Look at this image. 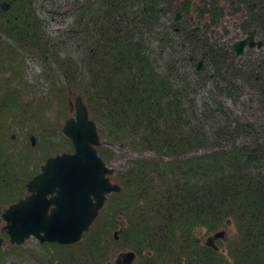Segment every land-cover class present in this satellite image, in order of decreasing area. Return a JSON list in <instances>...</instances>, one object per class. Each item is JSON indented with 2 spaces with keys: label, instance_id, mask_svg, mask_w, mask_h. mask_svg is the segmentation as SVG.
<instances>
[{
  "label": "trees",
  "instance_id": "trees-1",
  "mask_svg": "<svg viewBox=\"0 0 264 264\" xmlns=\"http://www.w3.org/2000/svg\"><path fill=\"white\" fill-rule=\"evenodd\" d=\"M34 4L0 0V74H10L0 78V208L27 195L48 157L74 150L54 127L70 117L73 94L97 125L105 162L115 146L150 155L114 170L121 189L79 241L12 252L23 264H114L112 247L134 251L135 264H264V53L235 58L217 35L233 15L241 32L264 40V0H77L57 41ZM175 5L187 17L167 24ZM31 51L58 77L46 99L16 84ZM203 87L209 99L199 103ZM245 89L253 102L241 99ZM237 106L257 111L240 116ZM231 225L225 247L204 244V233Z\"/></svg>",
  "mask_w": 264,
  "mask_h": 264
},
{
  "label": "water",
  "instance_id": "water-1",
  "mask_svg": "<svg viewBox=\"0 0 264 264\" xmlns=\"http://www.w3.org/2000/svg\"><path fill=\"white\" fill-rule=\"evenodd\" d=\"M181 19V13L176 12L174 21ZM263 44L264 40L256 39L255 31L249 30L245 37L229 47L237 58L245 49L260 48ZM72 109L74 115L65 120L62 132L70 139L74 150L48 157L40 171L27 182L28 194L2 213L6 222L4 229L13 243L21 244L30 236L40 242H77L97 217L107 195L121 189L110 179L115 169L108 166L97 152L96 146L101 144L97 125L89 117L81 95H75ZM114 236L118 239L117 232ZM225 236V229L215 231L204 244L219 250L216 241ZM135 258L134 251H121L114 263L132 264Z\"/></svg>",
  "mask_w": 264,
  "mask_h": 264
},
{
  "label": "rangeland",
  "instance_id": "rangeland-1",
  "mask_svg": "<svg viewBox=\"0 0 264 264\" xmlns=\"http://www.w3.org/2000/svg\"><path fill=\"white\" fill-rule=\"evenodd\" d=\"M77 0H35V10L37 16L42 20L44 24V30L46 32V35L49 36V38H54V41L60 40L63 38V35H65L66 30H68L75 21V10H74V3ZM175 1V0H174ZM176 12L181 13L182 19H186L187 15L180 9L179 6H176L166 15V22L167 24L171 22H174V16ZM192 18V17H191ZM193 26L201 28V25L199 22L193 21ZM223 26H225L224 29L219 27V34H221L224 41L228 42L229 44L235 42L236 40H239L243 37H245L246 33L241 32L240 27L238 26V21L236 20L235 16L233 15H227V17L224 19ZM259 37H256L258 39ZM71 50V47L69 45L63 47V53L69 52ZM257 53H264V46H262L261 51ZM25 61L23 64V82H17L16 84L19 87L23 86V83H26L25 87V96L28 98H37V99H46L48 98V95L51 92V89L58 84V77L53 76L51 74V65L45 63L42 61V59L35 54L34 51L27 52L24 54ZM200 60L198 61V63ZM202 63V62H201ZM194 70V69H193ZM9 71L3 72L0 74V78L6 79L9 77ZM209 87H203L202 89L197 90L195 93L196 101L201 103L207 99H209ZM253 93L249 91V89H245V92L242 94L241 99L243 101L253 102L254 97ZM75 97V94L72 96L71 102H73ZM52 107L46 108L47 115L51 119V122H55V109L57 106V102L54 101L55 98L52 97ZM230 105L231 102L228 101ZM252 104V103H251ZM255 107V104L251 105ZM257 111L256 108H251V110H247L245 108V111L242 110L239 106L235 108V113L237 115L243 116L246 114V116L250 115L253 118L252 113ZM246 112V113H245ZM262 113V111L260 112ZM74 111L70 110L69 116H73ZM64 124V121H62V125ZM57 135L60 133V129L63 126H54ZM59 129V132L57 131ZM63 133V132H62ZM59 137V136H58ZM115 152V158L110 161L106 162L108 166L113 167L114 169L118 170L125 166L129 160L134 159L138 156L146 155L149 156V152L144 153H138L130 148L127 147H121V146H115L112 148ZM110 179L112 182H116L113 177L110 175ZM9 205L1 207V208H7ZM224 229V228H223ZM226 230V236L224 239H219L216 241L217 245H220L221 247H225L226 243L225 241L227 239H230L234 230V227L228 226V228H225ZM214 231L206 232L204 233V236L202 237V240L204 241L209 235H211ZM24 250H34V251H40V245L38 240L34 236H30L26 241L23 243ZM126 249H118L116 250L114 247H112L109 251V260L111 262L114 261L117 253L119 251H125ZM20 252V251H19ZM22 252V251H21ZM18 254V253H17ZM18 256H20L18 254ZM21 257H11L10 262L8 264H23V260ZM137 262V258L133 261L132 264H135ZM5 263V262H4ZM114 263V262H113ZM7 264V261L6 263Z\"/></svg>",
  "mask_w": 264,
  "mask_h": 264
},
{
  "label": "flooded vegetation",
  "instance_id": "flooded-vegetation-1",
  "mask_svg": "<svg viewBox=\"0 0 264 264\" xmlns=\"http://www.w3.org/2000/svg\"><path fill=\"white\" fill-rule=\"evenodd\" d=\"M4 210L5 208H0V264H5L6 261L8 264L10 262L11 257H16V258L21 257V256H18L17 253L12 252V247L14 248L15 246H21L24 243L23 242L21 244H16V243L11 242L9 234L4 229V225L6 224L5 220L2 217V213L4 212ZM38 242H39V245L41 246L45 242H48V241L40 242L38 240ZM54 243H57V242H54ZM65 245H70V244H65Z\"/></svg>",
  "mask_w": 264,
  "mask_h": 264
}]
</instances>
